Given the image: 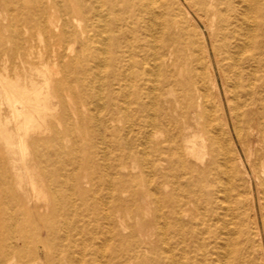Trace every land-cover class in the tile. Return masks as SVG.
<instances>
[{
  "label": "bare ground",
  "instance_id": "bare-ground-1",
  "mask_svg": "<svg viewBox=\"0 0 264 264\" xmlns=\"http://www.w3.org/2000/svg\"><path fill=\"white\" fill-rule=\"evenodd\" d=\"M96 1L0 0L4 14L0 104L7 107V115L0 112V264H88L83 254L74 255V247L86 246L95 253L98 243L103 248L108 240L106 260L120 264L123 223L119 209L125 202L119 192L135 193L134 188L121 179L116 181L111 212L103 211V198L93 181L97 178L100 183L102 175L86 164L91 155L85 154L80 162L79 147L60 142L61 137L69 139L67 130L54 126L65 120L69 130L83 124L108 130V121L115 120L117 111L125 119H134L132 155L137 177H141L142 163L151 171L156 164L154 174L170 186L157 195L159 180L152 184V223L157 239L166 245L161 264H241L247 237L236 210L237 198L232 195L231 167L224 148V143L234 141L233 136L238 139L239 134L232 135L228 125L214 70L211 80L225 127L217 129L202 103L204 95L201 101H192L190 88L201 78L200 55L185 37L184 20L193 28L198 25L194 15L202 22L211 21L210 43L201 29L197 31L200 53L211 61V50L215 59L219 56L224 61L232 79L235 113L249 136L259 142L254 159L259 161L262 177L253 173L262 189L257 187L255 194L250 180L248 186L253 227L262 245L264 122L249 63L261 24L257 17L263 16L264 8L257 0H242L237 12L233 0ZM32 31L44 34L45 48L37 55L28 43ZM74 42L79 44L78 54H74ZM49 46H53V65L62 70L46 73L35 67L41 81L16 70V60L42 59ZM12 68L14 74L9 71ZM92 73L99 76L94 86L89 82ZM83 86L85 92H76ZM71 92L81 105H74L75 99L65 101ZM87 100L93 102L92 107ZM57 105L59 111H55ZM189 109H194L191 119ZM70 112L76 115L75 123L68 117ZM15 143L20 158L14 155ZM149 145L155 152L151 162L145 157Z\"/></svg>",
  "mask_w": 264,
  "mask_h": 264
},
{
  "label": "rangeland",
  "instance_id": "rangeland-1",
  "mask_svg": "<svg viewBox=\"0 0 264 264\" xmlns=\"http://www.w3.org/2000/svg\"><path fill=\"white\" fill-rule=\"evenodd\" d=\"M91 1L97 2L96 0ZM257 1L264 8V0ZM233 3L235 4L237 12L239 11L243 1L233 0ZM171 6H173L172 9L174 11H180V16H183V14L181 13L182 11L178 10L174 4H171ZM3 15L4 14L3 12H1L0 6L1 24L3 23ZM194 17L198 23V25L195 24L194 28L193 25L190 24L191 22L189 20H184L185 37L187 38V40L192 42L193 49L198 55H200V62L197 66V69L201 71V78H198V81H196V83L193 84L190 88L193 94L192 101L193 103H197L202 100L200 98L201 95H204L205 98L204 96H202V98H204V101H202V103H204L205 108L208 109L210 115L213 117L217 129L220 130L221 128L223 129L225 127L221 116V110H219L218 108L219 105L217 96L211 80L210 72L214 70L215 81L217 82L220 94L224 99V111L228 125L231 129L232 135H235L236 132H238L239 134L238 139L236 138V136H233L234 141H228V144L224 143V148H226L227 150L228 164L231 167L230 175L233 185L232 195L237 198L238 204L236 210L241 217L240 220L243 223L247 237L246 253H242L241 264H264V229L260 226V233L262 238V245H260L259 238L255 232V228L253 227L251 218L252 214L249 204L250 192L248 186V180H250L252 189L254 187L253 191L255 194L257 187L259 188L260 186L259 179L255 178V175L253 173L254 171L256 174H258V177H262L261 175H259V161L254 159V149L258 147L259 142L254 135L249 136L245 126L239 121V118L235 113L236 111L234 108V102L236 98L232 94V79L224 66V61L220 59L219 56L217 57V59H215L211 50V61L204 57L203 53H200V39L197 31L199 32V29H201L206 36L208 43H210L209 34L213 36V25L211 24V21L207 19L205 22H202L196 15H194ZM257 18V21L261 24L259 25V27H257L256 35L254 36L257 45L252 47L253 53L252 60L249 63V68L254 72L256 92L259 96L260 101L259 109L262 113V119L264 122V14L263 16H258ZM80 23L83 24L84 21L81 20ZM89 33H91V31H89ZM43 37L44 34H40L37 31L31 32L28 43L31 45V50L34 55L43 52L45 48L42 41ZM213 43L214 46H216V41H213ZM52 47H47V53L45 56H43L42 59H36V57L33 56V58L30 59V63H21L16 60V70L21 75H27V77L28 75H31L37 81H41L42 79L41 76L35 72V67L42 69L46 73H51L54 69H57L58 71L62 70L59 65L56 66L52 63ZM79 50L80 49L78 42H74V54H78ZM84 58L87 59L89 63H91L90 57L86 56V54L84 55ZM0 70L2 71L1 67ZM9 71L11 74H14L15 70H13L12 68ZM71 73L72 72H70L69 79L70 82L74 84L71 78ZM57 74L60 75L61 73L58 72ZM94 74L92 73L89 78V82L93 86L95 84L97 85L96 79H99L97 73ZM98 74L101 73L98 72ZM77 91L85 92L84 86L80 87V89L76 90V92ZM73 92H71V95L69 97L68 95L64 96L66 102H69V100L70 102H74L75 98L73 97L76 96L72 97ZM88 93L90 92L88 91ZM239 97L241 96L239 95L238 98ZM179 99L183 100L182 94L180 95ZM75 100L77 102H75L74 105H81L80 100ZM51 101L54 102L55 98H51ZM178 103L182 105L181 102H177V104ZM88 105L92 107L93 102H89ZM179 108L180 107L177 106V110H179ZM59 110L60 107L57 105L55 111ZM103 111L104 110H101L100 112L103 114ZM0 112L2 116L7 115V107L5 104H0ZM193 112L194 109H189L188 117L190 119ZM68 117L71 119L70 121L74 120L75 123V114L70 112ZM133 122V118L125 119L124 116L119 111H117L115 114V120L108 121V130H104L101 125H99L98 128L94 125L85 126L84 124L79 127H77V125H74L73 128L69 130L65 128V120L56 122V125L54 126H56L59 131H62L64 129L67 130L66 133H68L67 137L69 135V139L61 137L60 142L62 144H65L67 146L74 145L76 147H79L80 150L84 149L83 152L77 149L82 156V160H80V162H83L85 154L87 156L88 154L91 155V160H87L86 164H90V170H94L95 173L102 175L100 183H98L99 181L96 177V179H93V181L94 188L98 192L97 194L103 198L104 206L102 205L101 208L103 211L106 208L109 213L111 212L110 208L114 201V195L116 194L114 193L116 181L121 179V182H123L125 186H131L134 188L135 193H133L132 190L129 191L127 189L119 192L120 198L125 202L119 209V214L121 215L123 223V228L120 229L122 235V242L120 246V256L122 260L120 264H161L165 259L166 245L161 239H157L155 235L156 227L152 223V200L154 197L152 184L156 180H159L154 174V172L158 170V165L154 164L153 172L151 170H148L146 163H142L141 177L140 179L137 177L138 168L136 161L132 155V150L134 149L133 137L136 135V126L135 124H133ZM97 129L99 132H96ZM88 141L90 142L89 146L86 145ZM13 149L15 157L20 158L21 150L16 143L14 144ZM145 157L146 161L150 162L155 158V152L150 145L147 147ZM250 163H252L254 166ZM83 164L85 163L81 164V170H83L84 168ZM135 177L137 178L136 180ZM163 183L164 182L159 180V191H155L157 195L161 194L164 190L170 187L165 186V184ZM261 189L262 186H260V190ZM261 193V200L263 202L264 192ZM217 196L221 197V193L218 192ZM262 210L264 211V205ZM161 211L165 212L166 208L162 207ZM257 213L258 216H260L258 208ZM162 222V218H159V225L162 226ZM101 223L104 228H107L108 224L105 221H102ZM108 243L109 244L103 248L102 246L99 247L98 243V250L95 253L90 252V250L86 246L80 247V245H78L74 247V255L77 256L83 254L82 257L85 259V261H90V263L88 264H109L106 259L109 256L111 246L110 240H108ZM129 256H132L133 258L130 259L128 258ZM81 263L83 264V262Z\"/></svg>",
  "mask_w": 264,
  "mask_h": 264
}]
</instances>
